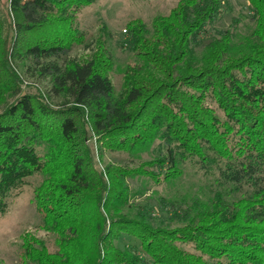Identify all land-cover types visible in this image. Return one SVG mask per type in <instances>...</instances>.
Wrapping results in <instances>:
<instances>
[{"label": "trees", "instance_id": "obj_1", "mask_svg": "<svg viewBox=\"0 0 264 264\" xmlns=\"http://www.w3.org/2000/svg\"><path fill=\"white\" fill-rule=\"evenodd\" d=\"M95 1L9 0L8 18L0 12V213L7 198L40 173L34 200L44 228L56 234L55 250L23 234L22 262L264 264V0H249L255 26L248 36L235 42L228 29L200 53V36L225 0H180L151 28L141 18L129 21L136 61L123 71L118 95L113 58L101 39L83 61L68 56L85 41L78 12ZM13 60L35 64L38 77H50L51 89L23 90ZM53 95L64 100L55 105ZM88 128L101 158L103 151H145L156 140L167 152L137 167L107 163L100 169ZM188 159L251 191L238 199L219 192L196 200L176 227L124 211L128 177L172 182ZM123 234L139 239L147 257L122 249Z\"/></svg>", "mask_w": 264, "mask_h": 264}, {"label": "rangeland", "instance_id": "obj_2", "mask_svg": "<svg viewBox=\"0 0 264 264\" xmlns=\"http://www.w3.org/2000/svg\"><path fill=\"white\" fill-rule=\"evenodd\" d=\"M179 1L96 0L78 12L77 22L85 33V41L74 45L68 56L83 61L94 51L98 40L101 39L113 58L114 64L110 77L115 93L118 95L122 91L123 71L136 61V56L128 45L130 39L129 32L126 31L128 22L141 18L147 27L151 28L156 16L168 14ZM0 12L8 18L9 0H0ZM7 22L10 26V19ZM254 26L255 21L249 0H225L218 19L201 34L202 44L197 47V52L203 51L208 43L228 29L233 31L235 42H240L250 34ZM7 32L12 36L8 29ZM64 60V58L58 59L59 63H63ZM12 62L20 75L23 90L37 91L39 88L46 93L51 89L50 77H38L34 71L35 64L29 61L26 66L21 61L13 60ZM8 99L11 102L12 99ZM50 100L57 105L64 98L53 95ZM2 101L4 100L1 97L0 112L4 105ZM88 133V144L96 159V165L100 169H103L107 163L137 167L144 161L161 158L167 152L166 144L156 140L145 151H103L104 156L101 158L98 155L97 136L89 128ZM180 167L183 175L172 182L161 179L155 181L139 175L128 177L127 183L131 195L124 211L135 217L144 216L154 226L176 227L186 222V213L196 200L209 201L219 192L224 193L227 198L238 199L244 193L251 191V188L246 185L238 189L235 188V184L221 181L217 170H206L194 159H188L181 163ZM151 170L163 173V170L157 167H151ZM42 179L43 175L40 173L29 177L20 189L7 198V208L0 213V264H25L20 254L23 234L27 232L42 240L50 250L57 248L56 234L44 228L43 219L37 211L34 200L35 189ZM117 243L122 249L141 252V242L135 237L123 234ZM182 246L186 250L195 251L191 244L184 243ZM141 253L147 257L146 254Z\"/></svg>", "mask_w": 264, "mask_h": 264}]
</instances>
